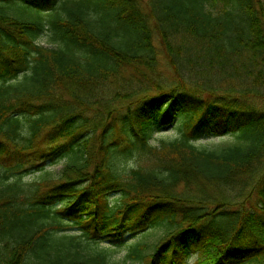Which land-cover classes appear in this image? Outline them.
I'll return each instance as SVG.
<instances>
[{
	"label": "trees",
	"instance_id": "obj_1",
	"mask_svg": "<svg viewBox=\"0 0 264 264\" xmlns=\"http://www.w3.org/2000/svg\"><path fill=\"white\" fill-rule=\"evenodd\" d=\"M158 228L126 259L264 264V0H0V264H115Z\"/></svg>",
	"mask_w": 264,
	"mask_h": 264
},
{
	"label": "rangeland",
	"instance_id": "obj_2",
	"mask_svg": "<svg viewBox=\"0 0 264 264\" xmlns=\"http://www.w3.org/2000/svg\"><path fill=\"white\" fill-rule=\"evenodd\" d=\"M7 14L10 16L16 17L20 20L28 19V12L24 10L20 5H14L13 7H10L5 10ZM39 43L44 45L46 48H55L57 45L51 41L50 34H45L40 40ZM155 46L158 50V59H159V65L158 69L163 79L172 77V70L169 68V65L165 58L162 56L161 48L158 47V44L155 43ZM150 75V74H149ZM152 76V75H151ZM153 77V76H152ZM181 120L179 119L175 124L169 126L168 128L164 129L163 131H160L156 134H154L150 140V143L154 146H160L161 141H169L174 140L179 137L180 132L179 128L181 127ZM236 138L233 136L228 137H222V139L219 138H208L203 139L200 142L197 143L199 147H203L207 150H219L223 149V147L227 146H233L237 144ZM155 161V158L153 155L149 154L148 156H137L134 155L133 157H127L123 158V160L119 161L117 163V171L122 177L128 176L129 172L132 169H139V168H148L150 164H152ZM63 167L62 163L56 164L53 167L48 168L47 170L51 175H56L59 172H61V169ZM42 177L41 175L37 174L29 178H25L24 182L28 184H32L34 180ZM79 230L75 231L72 230L69 233L72 234H79ZM165 234V229L158 228V229H152L151 231L142 233V235H139L131 240V242L127 245L122 246L121 248L117 249H111V256L112 260L115 264H138L134 259H126L128 250L131 245H146L148 249L146 250V254H150L153 251V247L156 243L159 242V240L163 237ZM196 259H192L190 264H193Z\"/></svg>",
	"mask_w": 264,
	"mask_h": 264
}]
</instances>
